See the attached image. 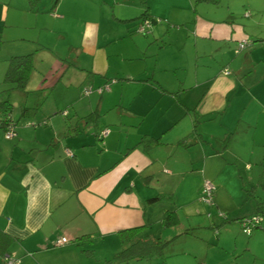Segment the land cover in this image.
Returning <instances> with one entry per match:
<instances>
[{"label":"crops","instance_id":"0c3cea01","mask_svg":"<svg viewBox=\"0 0 264 264\" xmlns=\"http://www.w3.org/2000/svg\"><path fill=\"white\" fill-rule=\"evenodd\" d=\"M43 1L30 9L27 0H0V10L13 18L3 27L8 35V26L30 19L41 28L48 20L57 27H77L78 37L74 45L76 56L71 61L46 46L27 53L32 54L33 70L22 93L26 99L30 90L47 81V96L42 103H37V96V101L24 103L12 115L10 99L14 90L4 93L7 86H0V102L10 103V118L15 122L14 135L5 138L1 125L4 113L0 112V231L13 239L8 254L0 256V264H6V256L18 260V264H106L121 250L117 233L122 230L139 228L140 238L153 236L166 245L173 242L177 237V233L172 234L173 226L161 227L166 212H174L179 224L180 216L189 221L184 233L200 226L197 224L204 221L201 216L208 208L214 213L218 209L233 211L231 216L235 219H227L235 223L255 214L256 200L264 197V5L245 3L248 10H244L242 19L235 16L232 8L217 10L215 6L221 0L214 6L195 0H138L131 14L125 7L114 13L112 4L105 16L112 21L124 20V25L120 31L103 30L100 40L99 16L78 6L81 1L97 0H47L40 6ZM110 1L118 6L123 2ZM102 2L108 5L105 0ZM142 2L148 8V20L154 21L152 26L171 17L183 25L190 23L192 35L184 44L191 42L196 55L199 51L211 58L203 68L182 78L177 87L163 89L156 81L160 96L168 94L170 98L164 106L166 113L163 106L159 108L164 119L150 124L145 123L144 116L161 100L157 93H148L154 89V72L148 77L149 73L139 65L135 73H128L114 64L126 65L131 58H141L139 47L143 50L146 46L143 52L147 50L151 29L145 38L131 36L144 21L140 18ZM215 12H220L219 17ZM127 37L128 43H122L119 49L108 48ZM242 40L250 44L237 51ZM14 56L21 55L8 57L6 66L0 65V72L5 73ZM69 68L83 72L84 81H74V73L65 80ZM110 77L114 81L109 85ZM31 80H35V85L30 86ZM82 84H89L93 90L105 86L108 89L101 94L92 91L84 95ZM23 109L29 111L23 113ZM64 111L66 115L62 114ZM207 121L226 133H242L245 146L240 144L246 155L240 160L231 153L230 156L250 176L248 185H242V189L251 188L253 198L247 212L237 211L234 194L225 189L220 176L215 177L216 161L206 159L208 152L198 142L201 137L191 134L195 123L197 126ZM102 129L108 133L100 138ZM231 137L232 134L228 143L232 144ZM204 179L216 183L212 206L199 199ZM256 186H260L262 194L257 193ZM159 195L170 198L149 201ZM207 214L204 216L209 219ZM209 220L213 229L214 224H220L211 217ZM82 236L90 238L77 244L76 239ZM61 238L67 242L58 244ZM217 240L220 253H228L223 240ZM263 244L264 236L259 233L246 242L243 252L249 251L252 264H264V254L259 255L252 248H264ZM93 245L102 246L105 253L84 252L93 251ZM105 246L110 251H105ZM236 250L235 247L231 252ZM157 260L128 264L165 263ZM188 264H207L206 256Z\"/></svg>","mask_w":264,"mask_h":264},{"label":"rangeland","instance_id":"374dc122","mask_svg":"<svg viewBox=\"0 0 264 264\" xmlns=\"http://www.w3.org/2000/svg\"><path fill=\"white\" fill-rule=\"evenodd\" d=\"M14 2H18L19 0H13ZM47 0H44L40 6H43L46 3ZM107 4L103 3L102 0H97L95 3H90L87 1H81L78 6H82L89 14H96L99 16V24H98V31H99V39L101 40V37L103 36V30H111L113 31H120L121 26L124 25V20H111L108 19V17L105 16V12H107V8L111 10V5L114 7V13H119L121 11H124V7L127 9L126 12L128 14H131V10L134 8H137L136 4L138 0H122V5L118 6L113 3V1L105 0ZM134 5L132 6V4ZM245 3H248L250 6H263L264 0H221L219 5H216L217 10H221V8L225 9L226 7L232 8L235 16L241 17L245 9L248 10ZM1 6V5H0ZM118 6V7H117ZM214 6V5H213ZM5 9H7V6L5 4ZM200 8H197V11L200 12ZM109 10V11H110ZM213 11V8L211 7V10ZM140 12V11H139ZM136 12L137 14L139 13ZM249 12V11H248ZM185 11H182V14H184ZM220 13V12H219ZM218 12H215L216 17H219ZM191 14L193 15V11L191 9ZM12 17V16H11ZM42 17V16H41ZM46 18L45 16H43ZM190 17V16H189ZM11 19L9 15H7L4 11L0 10V65L6 66V60L8 57H10L12 54H27L28 52L34 53L35 48L38 46H46L50 48L51 50L55 51L58 55H62V57H67V60L74 59L76 56L77 48H75V42L78 40L76 30L77 27H57V24H55L52 20L45 21V25L43 28L42 26L38 24H34L30 19L26 20L20 25L16 26H8L7 32L10 33L8 35L7 33L3 32V27L5 24H8L11 22ZM243 19V18H242ZM40 22L42 20L40 19ZM77 22V21H76ZM70 24H74L73 21L69 22ZM116 25V27H113ZM130 25V24H129ZM128 25V26H129ZM176 25V26H172ZM189 25H183L180 22L174 21V18L171 17L170 20H162L157 21L155 25L151 26V32L148 33L147 38V50L145 44L142 46H145L142 50L141 47H139V50L141 53H139L138 57H141L139 59L131 58L130 60H127L125 62L126 65H122L120 63H114L115 66L118 68L124 70L128 73H135L136 68H138V65L140 68H145L146 72L149 73L148 77L151 76V73H153V85L154 89L148 91L154 94L159 95V105L155 108H150L144 118L146 124L154 123L155 120L160 119L163 115V113H166L167 109H164V106L168 105L169 95L166 94L164 96H160V89L156 86L159 84L163 89H172L174 87L178 86V82L182 80V78H187L190 76V73H193L196 68L200 69L203 68L205 64H208L211 62L210 56H203L199 53L196 55L197 49L194 48L193 44L191 42L187 41L186 44L184 42L186 41V38H191V30L189 29ZM171 28V29H170ZM189 31L187 33V31ZM69 29H72V31H69ZM134 33L131 34V36H140L139 38H145V34L138 33L137 29H133ZM111 32V31H110ZM152 32L154 33L153 35ZM188 35V37H186ZM138 38V39H139ZM126 39H129V37L125 38L119 43H113L108 48H116L119 49L122 43H128ZM137 39V40H138ZM157 39V40H154ZM145 40V39H144ZM157 41V42H153ZM133 52V51H132ZM134 56V52L132 53ZM210 58V59H209ZM71 61V60H70ZM208 61V62H207ZM75 68V67H74ZM68 75L65 74V80H67L72 73L73 77L72 79L75 81H84V73L81 71L74 70L72 68H69ZM0 80L3 77V72H0ZM186 73L189 74L186 76ZM67 75V76H66ZM80 75V79L78 78ZM107 81L110 85L111 82L113 83L114 78L110 77ZM148 80V84H149ZM32 84L30 86H33L35 84V80H31ZM79 82V83H80ZM38 84V82L36 81ZM48 84V82H41L39 86L34 89L30 90V92L27 95V98L24 99V94L20 90H14L11 91V99L10 102L13 106L12 108V115H15L16 111H19L20 107L24 105V103L33 102L34 100L37 101V96H39L37 103H42L43 97L47 96V91L45 86ZM82 87L89 88V84L85 85L82 84ZM108 85V86H109ZM0 86L2 88H6V85L0 82ZM28 86V87H30ZM127 86V85H126ZM152 84H150V87ZM46 92V93H45ZM45 103V102H44ZM48 104V102H46ZM163 106V113L160 114L159 108ZM171 108V107H170ZM154 119V120H153ZM164 119V116L161 118ZM152 125V124H151ZM197 134H199V137H201L198 142H201L202 147L205 148V152H208L207 154V160H213L216 161V176L219 177L226 186L225 189L230 192V194H234L232 198L236 200L237 204L239 205L237 208V211L239 213H244L249 211V202L253 201L252 196H250V187L242 189V185L245 187V185H248V181H250V176H246V174L243 172L245 170L244 167H238L235 163V161L232 159L233 157L230 156V153L232 155H235L237 159L243 158L245 154L244 147L241 148V144L245 146V140L243 139L242 133L238 132L236 134L229 132L226 133L225 131L220 130L218 127H216L215 124H213L210 121L200 123L196 126ZM232 134V144L228 143L229 136ZM234 134V135H233ZM241 143V144H240ZM201 144H198L197 146L200 147ZM211 151V152H210ZM196 154H198V151H195ZM238 161V160H237ZM227 165L222 166V164ZM212 169L215 170L214 165H212ZM260 169V168H259ZM264 168H261V170ZM260 171V170H258ZM212 184L216 185L214 180H212ZM257 183L253 182V185H256ZM252 186V184L250 185ZM258 187V186H256ZM257 189V193L260 194V186ZM215 192V189H214ZM262 194V193H261ZM214 196V193H213ZM229 202V201H228ZM251 204V203H250ZM223 213L225 216L227 214V218L229 219H235L232 218L233 211H221L216 210ZM208 212L210 214H215L212 209H207L204 214H202V221L201 224L196 228H192L188 230L186 233H184V229H188L189 221L183 217L180 216L181 223L173 225V228L171 230L172 234L175 232L177 233V237L173 242L167 244L163 249V260L164 264H188L192 261L197 262L200 261L202 257L206 256L207 264H231L232 262L235 264H252V257L250 260V254L247 252H243L244 247L246 246V242L249 241L251 238L255 236V234L259 233L260 235L264 236V232L258 229H252L251 233L252 235H246L242 229L240 223H235L233 220L230 222L224 223L220 227H217V229H213L210 227L211 221L207 219L204 215ZM226 213V214H225ZM249 217V216H244ZM243 217V218H244ZM191 223V221H190ZM196 223V222H194ZM200 223V222H199ZM171 234V235H172ZM139 237V236H137ZM170 237V236H169ZM140 238V237H139ZM217 238H220L225 243V247L229 249L228 253H220L219 245H217L218 240ZM255 243V242H254ZM253 243V244H254ZM264 246V244H263ZM93 251L92 253H105L102 248V246L99 245H93L92 246ZM236 247V251L233 254L231 251ZM254 251H256L259 255L264 254V248L257 246L252 247ZM105 251H110V247L105 246ZM251 250V248H250ZM120 252V251H119ZM118 253V252H117ZM115 254V253H114ZM111 255V252H110ZM198 256L195 260V256ZM165 258V259H164ZM155 260V259H154ZM158 261V260H157ZM162 262V261H161ZM136 264V263H135ZM138 264H154V262H140ZM260 264V263H257Z\"/></svg>","mask_w":264,"mask_h":264},{"label":"trees","instance_id":"16d2710c","mask_svg":"<svg viewBox=\"0 0 264 264\" xmlns=\"http://www.w3.org/2000/svg\"><path fill=\"white\" fill-rule=\"evenodd\" d=\"M220 0H195L196 3H210L216 5ZM29 8H34L40 0H27ZM144 5L145 3L142 2ZM148 8L147 6H143V12L140 18L143 20H148ZM151 24L154 22L153 20H148ZM248 41V40H247ZM250 44V41H248ZM248 44V45H249ZM247 45V46H248ZM246 46V47H247ZM245 47V48H246ZM244 48V49H245ZM243 50V49H242ZM241 51V50H240ZM33 70L32 65V54H26L21 56L11 57L8 61L7 69L3 76V83L7 86V88L3 91L9 92L10 90H20L24 91L26 83L30 77V74ZM12 106L8 101L0 102V112L4 113L3 118L1 119V125L6 128L7 124H12V127L15 126V122L10 118V111ZM23 113L29 111L28 109H23ZM89 118V117H88ZM100 133V131H99ZM191 134L199 136L196 130V123L193 126ZM99 137V136H98ZM264 186V185H263ZM169 199L168 195H159L155 196L149 201L158 200V199ZM210 214V213H209ZM260 216L262 222L264 221V197L260 200H256L255 202V214L251 216ZM212 219L220 221V224H214L213 227L215 229L222 225L225 222L230 220L224 215V217L220 218L215 215H210ZM208 217V216H207ZM250 217V216H249ZM210 219V217H208ZM243 218H241L238 222ZM178 223L177 216L174 212H166L165 215L161 219V227L166 228L169 226L176 225ZM261 229L264 231V222L261 225L255 226L253 229ZM139 228H131L122 230L117 233L118 240L121 244V250L117 254H115L111 259L106 261V264H128L130 262H138V261H150L154 259H158L159 262L163 259V249L166 245L165 242H162L159 238L153 236H145L142 238L137 237V233ZM89 236H82L76 239V243L79 244L80 241L89 240ZM13 239L9 236L3 234L0 231V256L8 254V248L12 243ZM84 252H92V250H86Z\"/></svg>","mask_w":264,"mask_h":264},{"label":"built area","instance_id":"2783aa9c","mask_svg":"<svg viewBox=\"0 0 264 264\" xmlns=\"http://www.w3.org/2000/svg\"><path fill=\"white\" fill-rule=\"evenodd\" d=\"M150 27L151 26H150L149 21L144 20L142 22V24L138 27L137 31L140 33L146 34L149 32ZM248 44H249V42L247 40L240 41L237 45V51L244 49ZM227 73L228 72H226V74ZM107 89H108L107 86H105V88H97L95 90H93L92 88L89 87V88H85L82 93L84 95H88L92 91H95L96 93L101 94L102 92L106 91ZM62 114L66 115V111H64ZM107 133H108L107 129H102L99 133V137L100 138L105 137L107 135ZM13 135H14L13 127H12V124L9 123L6 125V128H5V138L10 139ZM214 189H215V187L212 184V182L208 179H204L202 186H201V190H200V198H199L200 201L202 203H204L205 205L212 206L213 205ZM210 215L211 214H209V213L207 214L208 217H211ZM216 216L222 218V217H224V214L217 211ZM261 223H262L261 217L255 216V215L250 216V217H246V218L244 217L240 221L241 229L246 235H249L251 233V230L255 226L261 225ZM66 242H67V240L65 238H61L58 241V244H65ZM4 260H5L6 264H18L19 263L18 260L12 259L9 256H6Z\"/></svg>","mask_w":264,"mask_h":264}]
</instances>
